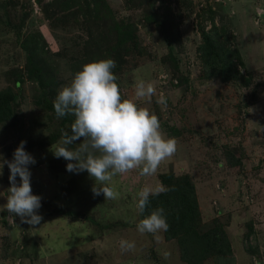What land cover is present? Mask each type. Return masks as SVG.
Segmentation results:
<instances>
[{
	"label": "rangeland",
	"instance_id": "rangeland-1",
	"mask_svg": "<svg viewBox=\"0 0 264 264\" xmlns=\"http://www.w3.org/2000/svg\"><path fill=\"white\" fill-rule=\"evenodd\" d=\"M209 41L215 55L229 49L227 80L204 76L198 46ZM108 58L123 97L135 99L137 77L154 84L157 95L137 103L177 140L154 175L115 176V200L94 197L87 171H67L68 161L51 151L74 121L56 118L58 90L83 64ZM0 92L8 98L0 155L11 160L26 141L43 217L31 226L3 210L5 165L0 264H190L175 239L136 228L142 187L180 190L184 183L197 201L199 230L221 226L232 251L199 264H264V0H0ZM161 94L166 105L157 103ZM121 238L136 247L122 252Z\"/></svg>",
	"mask_w": 264,
	"mask_h": 264
},
{
	"label": "clouds",
	"instance_id": "clouds-1",
	"mask_svg": "<svg viewBox=\"0 0 264 264\" xmlns=\"http://www.w3.org/2000/svg\"><path fill=\"white\" fill-rule=\"evenodd\" d=\"M115 66L110 58L83 64L71 81L60 87L53 101L57 119L67 115L74 117L70 132L61 130V139L51 147L54 157L68 161L66 170L69 172L87 171L94 181L93 196L102 194L105 200L119 198V192L112 186L115 176L134 169H139L141 176H152L159 165L177 151L176 138L161 130L157 115L137 103L157 95L154 84L137 77L135 99L125 98L112 71ZM157 103L166 105L163 94ZM81 138V143L69 147ZM25 145L26 141H20L11 160L0 155V175L5 165L10 173L7 203L2 208L18 216L21 223L36 226L43 219L39 214L42 198L32 193L29 165H34L36 160L25 150ZM161 191L162 188L142 187L137 193V212L143 214L150 203L149 197ZM136 228L141 234L168 231L165 210L162 207L151 210L139 220ZM119 247L126 252L136 245L134 241L121 238Z\"/></svg>",
	"mask_w": 264,
	"mask_h": 264
},
{
	"label": "trees",
	"instance_id": "trees-1",
	"mask_svg": "<svg viewBox=\"0 0 264 264\" xmlns=\"http://www.w3.org/2000/svg\"><path fill=\"white\" fill-rule=\"evenodd\" d=\"M204 38L211 37V32L206 33ZM210 42L198 46V53L201 54V60L203 62V73L205 77H219L222 80L230 78V58L229 49L223 47L217 50L216 55L220 57L221 61L226 59L227 61L221 62L216 60L220 64L221 68L215 69V62L212 61L210 49ZM204 53V55H203ZM227 57V58H226ZM223 58V59H222ZM30 69L36 70L32 60L30 61ZM8 98L0 92V110L7 112L4 108ZM190 183H184L178 187L172 188L174 190H163L159 195H153L149 197L150 203L143 214L138 213V221L144 216L150 214L151 210L162 207L165 210L167 223L169 229L164 233L166 240L175 239L179 250L181 259L190 264H199L203 259L212 255H230L231 246L227 238L226 232L220 226L218 229L200 231L199 230V218L197 215V201L194 198V192L192 187H189ZM61 210H57L60 212ZM70 211H67L65 215H73Z\"/></svg>",
	"mask_w": 264,
	"mask_h": 264
}]
</instances>
